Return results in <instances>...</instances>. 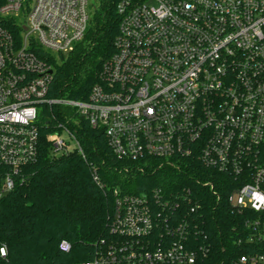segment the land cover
Masks as SVG:
<instances>
[{"label": "built area", "instance_id": "built-area-1", "mask_svg": "<svg viewBox=\"0 0 264 264\" xmlns=\"http://www.w3.org/2000/svg\"><path fill=\"white\" fill-rule=\"evenodd\" d=\"M117 13L115 52L88 100L51 99V56L69 55L85 38L88 0H0V199L38 161L45 129L54 155L85 158L71 120L60 122L53 111L75 108V117L104 131L119 160L173 168L197 161L235 180L229 205L259 215L246 222L252 231L239 244H262L264 0H119ZM40 106L50 120H40ZM93 179L105 190L96 169ZM205 186L221 200L212 183ZM111 196L109 236L77 264H203L210 249L189 244L191 222L179 216L186 204L191 216L201 208L191 189L115 188ZM71 249L60 243L62 252ZM232 264H264V253Z\"/></svg>", "mask_w": 264, "mask_h": 264}, {"label": "trees", "instance_id": "trees-1", "mask_svg": "<svg viewBox=\"0 0 264 264\" xmlns=\"http://www.w3.org/2000/svg\"><path fill=\"white\" fill-rule=\"evenodd\" d=\"M119 0H100L85 38L67 56H51L54 79L49 98L87 101L104 63L115 52L119 32ZM57 119H67L53 108ZM85 158L77 151L57 156L47 141L52 131H42L39 158L24 169L17 187L0 199V264H77L89 261L95 248L109 236L113 198L111 191L149 193L160 188L165 192L191 189L201 208L189 214L185 205L180 222L189 221V244L198 249L206 245L210 251L203 264H232L243 254L264 253V242L239 244L251 231L246 222L259 218L253 211L238 212L228 203L237 187L235 180L204 169L197 161H188L181 168L161 166L157 161L131 163L115 157L105 133L76 116L70 121ZM96 169L105 190L93 179ZM212 183L221 200L212 195ZM178 216V217H179ZM264 218V217H263ZM206 237V241L204 240ZM68 241L69 253L60 250Z\"/></svg>", "mask_w": 264, "mask_h": 264}, {"label": "rangeland", "instance_id": "rangeland-1", "mask_svg": "<svg viewBox=\"0 0 264 264\" xmlns=\"http://www.w3.org/2000/svg\"><path fill=\"white\" fill-rule=\"evenodd\" d=\"M100 0H88V12L90 14V16L93 15L96 7L98 6ZM56 109H58V111L60 112V114H62L63 116H65V118L67 120H71L74 121L75 118V113H76V109L75 108H66V107H55ZM38 112H39V117L41 121H48L51 118V114L48 110L45 109V107L43 108L42 106H40L38 108ZM63 138L65 141H67L72 148H75L76 145L74 143V141H72L66 134H63Z\"/></svg>", "mask_w": 264, "mask_h": 264}]
</instances>
